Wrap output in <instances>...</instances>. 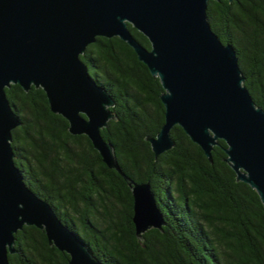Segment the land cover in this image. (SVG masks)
<instances>
[{"label": "trees", "instance_id": "1", "mask_svg": "<svg viewBox=\"0 0 264 264\" xmlns=\"http://www.w3.org/2000/svg\"><path fill=\"white\" fill-rule=\"evenodd\" d=\"M207 14L220 40L234 47L244 85L264 110V0H209ZM128 28L150 49L144 35ZM80 58L115 101L110 110L116 118L102 137L128 178L150 183L164 224L138 238L124 179L103 164L86 136L69 134L43 90L11 85L6 97L20 121L11 146L26 185L102 264H264V207L253 189L236 181L225 162V142L213 147L210 163L175 126V146L155 158L145 138L164 123L158 78L117 37L96 38ZM15 238L9 264L68 263L44 231L24 226Z\"/></svg>", "mask_w": 264, "mask_h": 264}, {"label": "water", "instance_id": "2", "mask_svg": "<svg viewBox=\"0 0 264 264\" xmlns=\"http://www.w3.org/2000/svg\"><path fill=\"white\" fill-rule=\"evenodd\" d=\"M208 2L0 0V264H9L16 253L15 234L24 226L44 231L48 244L69 256L67 264H102L26 185L15 165L12 131L20 121L6 97L11 85L24 92L43 90L50 111L68 122L69 134L86 136L103 164L124 179L138 238L164 224L150 183L128 178L101 135L116 118L110 110L115 101L80 58L98 37L125 42L161 84L164 123L155 137L145 138L155 158L175 146V126L210 163L222 140L236 181L253 189L264 207V110L244 85L234 47L212 30ZM128 25L147 38L150 49Z\"/></svg>", "mask_w": 264, "mask_h": 264}]
</instances>
